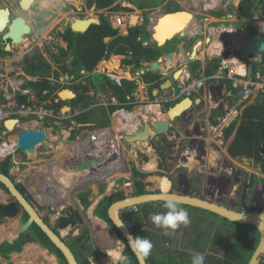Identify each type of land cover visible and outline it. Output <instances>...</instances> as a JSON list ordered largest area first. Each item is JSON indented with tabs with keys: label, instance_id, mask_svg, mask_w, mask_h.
I'll use <instances>...</instances> for the list:
<instances>
[{
	"label": "rangeland",
	"instance_id": "1",
	"mask_svg": "<svg viewBox=\"0 0 264 264\" xmlns=\"http://www.w3.org/2000/svg\"><path fill=\"white\" fill-rule=\"evenodd\" d=\"M77 1V3L75 2ZM35 0L34 4L31 6V8L28 11H20L17 6V0H2L0 2V8H6L9 9L14 17H21L24 19V21L27 23V25L31 29V33L27 36V38L23 39V43L20 45H17L12 48V52H10L7 56H2L4 59V62H0V98H4V96L12 95L14 93V90L16 94H20L17 89H24L23 87L28 82H35L37 81V78H29L25 76L21 69L22 60L25 56L28 54H34L33 57H35L37 54L44 57L49 63H51L52 66H55L52 60V55H57L60 48L66 49V44L62 42V40L59 37V34H62L66 27H68L69 21L71 23L75 22L74 20H79L81 18H90L95 17L99 18V14H101V11L95 12L96 10L91 8H86V0ZM241 0H118L115 5H119L120 9L118 10V14L116 15H124V13H132L137 12V14L142 12V17L148 19L153 18L155 19V16H160V14H166L167 12L178 10L179 11H186L190 12L193 15V20L195 22L194 27H197L198 25L199 29L198 32H201V34H198L196 39H192L188 41L186 38H179L175 37L173 40H176L175 43H172L171 50L174 48V46L180 44L186 49L188 47L193 48V46L196 44L197 41H202V46L204 49L209 50V45H212L215 41L218 42L221 45V49L219 53L212 54L214 56L217 55V58H221L226 56L227 60L228 58H232L237 60L239 63H241L243 66V69L249 70L248 63L252 61V58H259L260 54H256L253 56H250L249 58H243L239 52L238 47L243 42H245L248 39V30L252 29L256 33H260L264 35V31L260 30L263 24H264V5L261 6L257 13L255 14L254 18L248 21L242 20L240 17H238V11L237 7ZM140 10V12H139ZM139 12V13H138ZM43 21L46 23L45 27L41 30L38 29V24L40 21ZM72 20V21H71ZM190 29V28H189ZM227 31L232 32V38L228 36ZM213 36V37H212ZM210 40L211 42L206 43L205 40ZM171 40V41H173ZM170 41V42H171ZM182 43V44H181ZM211 43V44H210ZM237 45V46H236ZM170 46H167V49L169 50ZM183 49V48H182ZM174 50V49H173ZM201 50V49H200ZM202 51V50H201ZM202 53V52H201ZM200 55V54H199ZM114 57H110L107 61H102L98 64V68L96 67L95 70L104 71L106 70V73H99L100 75H104L109 80H116L114 78H111L110 75L116 76L117 78L128 80L135 83L136 89L134 91V98L138 103L135 104V107L131 112H128L130 114H133L134 112H140V105L145 106V104H140L139 97L142 95V91H144V88L142 87L143 84L137 77V73L139 71H135L131 69V67H123L120 64V60H122V57L117 56V60H119L118 69L115 71H109L107 64L113 59ZM216 58V57H215ZM71 59L69 58L67 60V64L70 65ZM228 66L230 64V60L226 63ZM56 67V66H55ZM234 71L236 72V69L232 67ZM103 69V70H102ZM119 72L121 75H119ZM245 72V71H244ZM95 73V71H94ZM238 73V72H236ZM24 74V75H23ZM90 75L85 72H79L75 75L73 82H68L66 80H63L64 83H67L62 86H69V88L72 89L73 94L76 96L78 94L76 91L77 88H88L87 95L92 100L91 108L90 110H85L86 114L88 115V118L90 122H94L95 120L98 121L96 123L88 124V129H77L79 126L77 124L73 123L72 126L74 127V131L72 133L69 126H65L64 122L66 120H56V125L53 121H44V125L39 124L40 127H44L49 129V137L50 140L47 142V144L40 145L36 148L35 153L33 155H27L23 153L22 151H16L15 149V143H16V137L19 132V130H25L28 129V125L24 122L20 123L18 127L14 128L11 132L6 133L5 135H2L3 130H0V146L2 144H6L11 149H9L10 153H13L10 155V157L14 158V160L17 164H12V169L10 168V179L14 181L16 185H21V181H32L37 179L30 178V176L38 175L41 179L45 182H50V187H55L59 189V179L65 177L64 174L59 173L60 171L66 170L64 164L62 165V168H59L57 164L55 165V161H51L50 157H53L54 154H47L44 159L40 160L42 157L39 155L41 152L47 151L49 148V151L52 146H56L57 143L58 147L61 148V153H63L64 149L68 150L70 149L68 145L79 143L82 141L86 136H89L94 130L97 129L96 124H101V121H108L110 122L109 127H113V119L114 114L117 112L115 111L112 114H109L106 110L109 108L110 105L117 106L118 103L115 98H113L111 92L107 89L106 84H103L102 78L100 75ZM240 74V73H239ZM250 77L252 78L256 77V75H259L261 79L264 76V69L263 72H257L254 77L250 71ZM172 76L169 75L168 77ZM35 79V80H34ZM170 79V78H169ZM182 79V76H180V80ZM190 78L189 80H191ZM135 80L140 81L139 83H136ZM196 80V79H192ZM264 81V79H262ZM261 80V81H262ZM197 81V80H196ZM53 82V79L50 81ZM54 83V82H53ZM52 83V84H53ZM180 83V81H174V86L177 87V85ZM210 83H213L216 85V83H221L220 81L217 82L215 80L213 81H206L204 82V88L200 90L198 93L199 96H204V89H205V104L210 105L214 108H216L213 103L215 100H212L213 95H209L208 87ZM223 83V82H222ZM141 85V86H140ZM232 85V83H231ZM94 86V87H91ZM13 88V89H12ZM139 89V90H138ZM147 92H149V89L146 87ZM226 89V88H225ZM30 90V89H28ZM224 90V89H223ZM61 91H59L60 93ZM256 92V91H254ZM76 93V94H75ZM227 89L220 94L219 89L217 88L214 94V98L217 99V95L222 96V102L219 100L218 102H221L218 106H222V112L225 114L229 113L231 109H233V105L238 103V100L241 99H229L227 97ZM162 95V96H161ZM33 97L31 100H33V104H41L40 99H38L34 93L32 95ZM74 96V98H75ZM161 98L157 97L156 99H153L152 101H147L148 103H152V105H155L156 102H160V100H163L164 96L163 93L160 94ZM73 98V99H74ZM257 97H249L248 100H245L238 108L237 110L240 111L243 109V107L246 104H249L253 102ZM259 98V97H258ZM72 99V100H73ZM71 100V101H72ZM237 100V101H236ZM49 101V100H47ZM202 102V101H201ZM46 104L47 102L44 101ZM203 106V103H201ZM151 105V104H147ZM161 108V109H160ZM160 113L162 115H166V108L165 106L160 105ZM218 108L214 109L215 111L218 110ZM165 109V110H164ZM139 110V111H138ZM121 111V110H118ZM214 111V112H215ZM88 112V113H87ZM126 112V111H124ZM54 116H58L59 111H54ZM62 113V112H61ZM76 113H78L76 111ZM238 116L240 112L237 113ZM82 115V114H81ZM79 115V116H81ZM203 115V114H202ZM225 116V115H224ZM139 118V117H138ZM71 120V119H70ZM74 122V121H73ZM216 123L219 125L220 122L216 120ZM55 126V127H54ZM214 126L212 130L214 131ZM114 128V127H113ZM139 128V127H138ZM119 131L116 132L118 134ZM217 133L214 132L213 136H216L214 139L215 146L224 147L225 145H228V143H225L221 138H218ZM1 136H5L4 138H1ZM14 136V137H12ZM52 136V137H51ZM121 136H123V132H121ZM58 137V138H56ZM53 138V139H52ZM122 140H120L121 142ZM15 142V143H13ZM149 146L153 150L152 153H150V156L144 155L145 153H142L143 151L140 150L138 147L131 146L132 144H123L125 147V150L123 151V160L128 161V164L131 165L130 172L131 175L127 177V175H123L120 177L118 181H116V184H114L113 191L110 193L116 194L121 193L124 195V197L129 196V190H132L133 192V179H132V171L136 170L141 174L143 177L148 178L149 176H154L158 179V181L161 180L162 184L167 185L170 183L171 189L167 193L172 194H178L177 190L179 189H185L187 185L190 183V187L188 188L187 192H189L190 195L196 198H201V200H209L213 201L216 204L228 207L232 210H235L237 212H253V211H261L264 212V175L259 172V169L257 166H255L251 162H242L239 163L237 161L235 162H227V158L221 156L219 160H215L212 162L213 167L210 166L209 160L207 162H203L200 164L195 165L193 169H191L193 173L192 176L187 174V169H176L175 171L181 172L180 174H170L172 170L168 168V164L166 162V158L170 155L167 153L164 149H161L160 141L155 142L149 141ZM11 143V144H10ZM172 143V142H171ZM169 144V143H168ZM60 145V146H59ZM187 145L189 147L195 146L197 149H200L199 143H194L192 140L187 141ZM63 147V148H62ZM65 147V148H64ZM94 145H91L90 148L94 149ZM92 150V151H93ZM6 152V151H5ZM1 154V153H0ZM200 153H198L199 155ZM156 155L155 159L158 163V166L151 167L150 165H143L146 162H153V158ZM197 156V153L195 154ZM134 157V161H132V158ZM226 158V159H225ZM153 159V160H151ZM179 158L176 159V161ZM213 159V158H212ZM66 160V159H64ZM2 160L0 159V162ZM220 162V164H219ZM67 164V162H65ZM167 163V164H166ZM178 163V162H177ZM127 165V164H126ZM136 165L138 167H136ZM143 168L145 169H142ZM150 166V167H149ZM148 168L154 169L153 172L149 174H145L142 171L147 170ZM62 169V170H61ZM70 169H72V166H70ZM121 171V170H120ZM190 173V172H189ZM198 174V175H197ZM62 175V176H61ZM142 176H139V178L136 180L141 179ZM114 177H117L116 174H112L110 177L106 178L105 180H101L98 183L93 182L92 186L93 189L102 183V181L109 182L110 179H114ZM144 179V180H145ZM191 179L190 182L187 180ZM143 180V183L145 182ZM172 180V181H171ZM26 184V183H24ZM125 184H130V187H124ZM30 186L28 187L29 190H26L27 193L30 194L32 192V196H30L29 202L33 204L35 210L39 213V216L44 217L46 219V223H48L52 228H54L57 231V234L63 238V241L65 243H72V241L75 239L76 234H79L80 230H84L82 241L77 244L74 247V252L76 254L77 259H83L87 258L88 263L92 259L99 260V264H117V261L106 259V252H103L102 244L98 246V250L101 251L98 253L97 256H95L93 248L90 245V236L88 233V230L91 231L90 226L88 225L86 227H81V223L77 225L76 227H67L65 229H59L56 226V221L61 216L67 214L70 210L74 209V206L78 208V202L77 199L75 200V197H73V193L70 192V195L68 196L66 202H62L60 198L63 197L62 194H67L69 190H67V186L61 185V187H64V190L59 193V195L56 196H49L50 194L45 195V198L43 199L44 202H41V197L38 200L39 197L38 194L41 192V185L39 182V179L35 180L34 183H30ZM145 185V191H147V187L151 186L150 184ZM100 186V185H99ZM92 189V190H93ZM52 190H47V192ZM234 192V193H233ZM2 193V192H1ZM0 193V203H7L11 202L12 199L8 195H1ZM184 193V192H183ZM182 193V194H183ZM230 193H232L230 195ZM82 195V194H81ZM108 195V196H110ZM180 195V194H179ZM80 196V195H79ZM86 196V200L89 202L90 206L95 204L93 203V200L95 199V195L90 198L89 194H84ZM98 196V195H96ZM107 196V197H108ZM33 197V198H32ZM58 198V201L56 199ZM38 200V201H37ZM48 200L50 202H48ZM91 200V201H89ZM39 206H38V205ZM56 204H61L62 206L58 208ZM160 204V203H159ZM164 204V203H163ZM89 206V207H90ZM80 209V208H79ZM81 210V209H80ZM130 212L129 210L123 211L121 213V217L126 220L127 216H130L128 214ZM84 214V212H81ZM137 214H132L137 216ZM47 215V216H46ZM46 216V217H45ZM85 216V215H83ZM20 218L21 215L17 216L13 220H9L6 224L0 226L2 231L5 232H12V230L17 228L20 225ZM129 221V220H126ZM218 228L219 230L215 233V240L212 242V247H206L203 252H201L205 256V264H239V253L237 252V241L235 242H228L224 244V241L227 239V233L229 229H233V227H230L227 223L223 221V219H218ZM93 228V226H92ZM160 230V229H159ZM165 230V229H163ZM113 237L117 243L115 246L116 251L119 253V247L122 248L121 241L118 239L116 233L112 231ZM159 235H162V232H159ZM3 238L2 236H0ZM94 237V235H93ZM95 238V237H94ZM92 241L95 243L94 239L92 238ZM162 239V238H161ZM29 240V239H28ZM163 240V239H162ZM2 242L5 240L2 239ZM0 241V242H1ZM98 242V241H97ZM96 242V243H97ZM32 243V242H30ZM86 244L88 245L90 252H87L86 250ZM92 244V242H91ZM236 245V247H235ZM172 247L169 245L167 247V251H170ZM124 250V249H123ZM23 253L22 250L17 253L19 254V257L12 260L11 254L8 258H2L0 257L1 264H29L28 258L21 257ZM73 253V252H72ZM170 253V252H169ZM172 254L174 256H177V259H181V256L187 259L179 250L177 253L176 251H172ZM165 255V252L162 250H159L154 253L155 257H162ZM55 257V256H54ZM176 259V258H175ZM176 259L177 263L179 261ZM56 264H58V261L55 257ZM191 260V259H190ZM31 264H48L44 258L41 256L32 259ZM97 264V263H92ZM264 264V257L261 259V263Z\"/></svg>",
	"mask_w": 264,
	"mask_h": 264
},
{
	"label": "trees",
	"instance_id": "2",
	"mask_svg": "<svg viewBox=\"0 0 264 264\" xmlns=\"http://www.w3.org/2000/svg\"><path fill=\"white\" fill-rule=\"evenodd\" d=\"M75 1V0H73ZM118 0H86V8H95L96 12L108 11L110 13L118 12L120 6L115 5ZM77 3V1H75ZM264 5V0H241L238 4L237 11L238 17L244 21L254 18L258 9ZM175 10L174 12H177ZM46 23L42 20L38 24V29L41 30L45 27ZM148 20L144 18L141 26L130 29L128 35L125 37L118 36L117 31L113 30L108 20L99 14V24L92 25L85 33H74L69 28L59 34L60 39L66 44V49H58L57 55H52V60L58 71H53L51 63H49L44 57L37 54H28L22 60L21 69L23 73L28 77H39V81L28 82L23 88L32 90L34 95L41 100V102H47L45 108L59 111L64 105L70 107V119L64 122L65 126H72L73 123L79 126L77 129H84L85 125L96 123L98 121L90 122L85 110L93 108V104L89 96L86 94L88 88H77L75 98L67 103L59 101L55 103L57 98V92L61 88L58 83L60 75L72 76L73 79L79 72H85L89 75H98L99 73H106V70H95L98 68V64L102 61H107L110 57L114 58L107 64L109 71H115L118 69L117 56L122 57L120 64L123 67H131V69L138 71L143 69V64L152 63L159 60L167 51L171 52V45L176 40L166 43L164 46L159 47L155 43L144 45L149 38L147 32ZM256 32L252 29L248 30V38ZM177 44V43H176ZM169 47V50L167 49ZM175 47V46H174ZM227 55L221 58H214L205 61L204 78L211 77L219 68L220 63ZM71 59L70 65L67 64V60ZM250 59V58H249ZM249 71H251L253 77L257 72L262 73L264 69V51L260 54L259 58H252V61L248 63ZM200 64L195 62L191 64V68L198 69ZM103 70V69H102ZM95 71V73H94ZM100 75V74H99ZM103 84L107 86V89L111 92L113 98L116 99L118 105H110L106 110L109 114L118 110H124L131 112L135 107L134 91L136 89L135 83L128 80H120V83L107 79L106 76L100 75ZM49 78L57 79V83L50 82ZM76 78V77H75ZM140 80L143 84L147 85L149 89L148 95L150 101L154 98L151 95V91L154 88H158L163 79L159 72L147 71L140 76ZM53 83V84H52ZM227 91L230 93L229 99H239L240 91L233 89L230 81H223ZM94 87V86H91ZM72 91L71 88L67 87ZM236 100V101H237ZM18 103H26V98L17 95ZM165 108L172 107V104L168 103L164 105ZM87 110V111H88ZM77 111L78 113L74 114ZM88 113V112H87ZM82 114V115H81ZM222 106L215 111L214 115L223 116ZM81 115V116H79ZM74 121V122H73ZM214 123V122H213ZM215 124V123H214ZM98 128H104L109 125L108 119L101 121V124H96ZM72 133L74 127H71ZM223 137L225 143L228 142L227 153L231 159L242 163L244 161L251 162L258 167L259 172L264 175V98H256L253 102L245 105L241 111L239 119L231 124L228 128L223 130ZM12 167L9 157L0 163V173L9 176V169ZM133 179V196H141L147 194L145 191V185L143 177L136 170L132 171ZM142 176L141 179H138ZM0 188L5 191L6 189L0 184ZM18 191L30 200V196L26 192L23 186L16 185ZM124 195L121 193L112 194L108 197L102 198L93 210V216L104 221L110 228L114 230L118 239L125 245L123 250V260L118 264H138L134 254L130 251L125 241L120 234L115 230L112 223L107 217V209L114 202L122 200ZM81 206L86 211L90 204L86 200L84 194L78 197ZM163 204V203H160ZM91 212V211H90ZM211 214V213H209ZM212 216L217 217L214 214ZM91 216V217H93ZM27 215L23 213L22 221L27 220ZM129 224L132 226L133 236L139 235L137 232V225L135 219L127 216ZM230 227L239 228L237 238V252L239 253V264H247L251 255L253 254L258 241L259 236L255 228L248 225H238L223 220ZM46 223V219H44ZM82 222L81 215L78 211L70 210L67 214L61 216L56 221V226L59 229H65L67 227H75ZM53 231L57 234V231L53 228ZM83 233L80 236L75 237L72 243H66L69 249L73 252L78 264H89L87 258L77 259L74 252V247L82 241ZM244 237H246L244 241ZM29 239V240H28ZM35 243L41 248L48 251L49 254L54 255L58 261V264H67L63 255L52 245L47 237L40 231V229L32 224L25 234L19 235L12 243L4 241L0 244V257L8 258L10 254L19 253L27 243ZM92 244L94 251L98 250V247ZM87 252H90L88 245L86 244ZM146 262L148 264H180L176 259L171 256H167L164 259L153 260L147 257Z\"/></svg>",
	"mask_w": 264,
	"mask_h": 264
},
{
	"label": "crops",
	"instance_id": "3",
	"mask_svg": "<svg viewBox=\"0 0 264 264\" xmlns=\"http://www.w3.org/2000/svg\"><path fill=\"white\" fill-rule=\"evenodd\" d=\"M163 15L164 14H160V16H163ZM154 20L152 19V21H154ZM191 24L192 25H191L190 29L187 31V33H185V37H183V38L188 39V41H190L192 39H196L198 34H201V32H198V30H200L198 25H196L197 27H194L195 22H193ZM230 32L231 31H227L228 36L230 38H232V32L231 33ZM218 44H219L218 42L215 43V41H214V43L210 46L209 50H206V49H204V47H202L201 48L202 51L199 50L197 52L194 60H191V58H190V60L186 64H183V60H184V58H187L188 56H190V53L192 52L193 48L188 47L186 49L182 45L176 44V46L173 48L174 49L173 51H171V52L167 51L163 55V57L161 58V63L159 65V68L155 72H159L161 74L162 78L165 80H171L173 75L177 72L179 73L180 76L184 75V77H185L186 75H188L192 79L203 80V79H205L204 74H203L204 73V67H205V61L214 59L215 57L217 58V55L214 56L212 54L219 53V51L221 49V45L220 44L218 45ZM243 44H241L240 46L236 45L238 47L237 49L242 47ZM201 46L202 45L200 44L197 47L199 48ZM168 53H171L173 55L171 60H165L164 59L165 55ZM210 53H212V54H210ZM230 60H231L230 61L231 64L235 65L236 63H238L241 66H243L241 63H239L235 59L231 58ZM195 62H198L200 64V67L198 69L191 68V64H193ZM146 65L147 64H143V66H146ZM244 71H245V69H243V67H242V71H240L238 69L236 70V72H238L237 74L239 76H242L244 74ZM171 74H172V76L168 77ZM119 75H121L120 72H119ZM180 76L179 77L177 76V78H180ZM208 85H210L208 87V90L210 89L209 95H211V96L213 95V97H214V94H215V91L217 88L219 89L220 94L226 90L225 89L226 86L222 82L216 83V85H214L213 83H210ZM142 87L144 88V91H142V95L139 97V99H140V104H145V106L140 105V109H139L140 112H134L133 114H131L132 115L131 117H130V114L127 112L117 111L116 113L120 114V116L118 117L120 120V123L119 124L115 123V120H114L115 116H114L113 125L116 127L111 128V129H107L106 131L103 132L104 133L103 136H108L104 145L97 143L94 145L95 150H93L90 148V146L93 144L89 141V137L86 136V138H84L79 143H74V144L68 145V147L70 149L69 150H68V148L64 149L63 153H61V154H59L61 152L60 151L61 148L58 147L59 143H57L56 146L51 145L50 151L48 148L47 151L41 152L39 154L42 157L40 159L41 161L45 160L44 157L47 154H54L53 157H50L51 158L50 160L57 162V163H55V165L57 164V166L59 168H62V165L64 164L66 170L60 171L59 173L64 174L65 177L59 179L60 180L59 181V184H60L59 189H57L55 187L51 188L49 186L50 182H45L43 180V178L41 177V179H40V177L38 175L30 176V178H32V179H35V177L37 179H39V182L41 185V192H40V194H38L39 197L37 199L39 200L41 197V199H42L41 202H44L43 199L45 198V195H47V194H50L49 196L53 195V196L57 197L59 195V193L64 190V187L63 186L61 187V185H64L65 187L67 186V190H69V191L66 195L62 194L63 197H62L61 201L62 202L68 201L67 198L70 195V192L73 193L72 194L73 197H75V200L77 199V202H78V208L74 206L73 210L78 211V213L81 215L82 222H81V226L79 225L80 228L81 227L87 228L88 225L90 226L91 231L88 230V233H89L90 240H91L92 244H95L97 242L95 240V238L93 237L95 229L92 228V221L94 220V218H95V220L99 221L103 226L105 225L104 227L108 228L109 231L111 230L110 233H112V231H113L104 221L93 216V210H94L95 206L98 204V202L102 198L107 197L108 195H110V193H112L114 184H116V181H118L120 179V177H122L125 174L127 175V177L129 175H131V172H130L131 165L128 164L127 160H126V162H125V160H123V157L125 158V156L123 155V151L125 150V147L123 144H126V142L124 140L125 134H129L131 132H136L138 130L140 131L145 126H151L152 122H154L155 120H166V116H164L160 113V109H161L160 106L152 105V104L147 105V104H149L147 101H150V98H149L147 89H145L146 86L143 85ZM153 90L154 89H152V91H151V95L153 97H155V95H157V94L153 95V93H154ZM220 94L217 95L218 96L217 99L216 98L213 99V97H210V98H212V100H215V102L213 104L216 105L215 106L216 108H218L219 104L222 102V99H223V98L221 99L222 96H219ZM203 95H204L203 97L202 96H199V98L196 97V99L194 100V102L192 104V107L190 109H188L186 112H184L181 116L174 119L173 121L168 122L169 129L167 132H164L162 135H156L155 132H153L152 130H149V138L146 142H135L131 146H133V147L135 146V147L140 148V150L143 151L142 153H145L144 154L145 156L146 155L150 156V153H152L153 150L149 146V143H150L149 141H153V140L155 142L160 141L161 149H164L167 153L170 154L166 158V162L169 163L168 168L171 167L170 170H172V172L170 174H172V175L180 174L181 172H178L175 170L182 168L184 170L187 169L188 170L187 174L192 176L193 174H191V173H193V172H191L192 171L191 169H193L195 167V165L198 164V162L200 164H202L203 162H207V160H209L210 166H212L211 168H214L212 162L215 160L218 161L219 158H221V156H223V153H224V157L227 158V162H229V161L235 162L233 159H231L229 157V155L227 153V146L228 145H225L224 147H219V146H215V144H214V139L216 138V136H213L214 132H213L212 128H213V125H214L216 118H217V115H214V113H215L214 109H216V108L212 107L210 105V103H209V105L205 104L206 103L204 100L206 98L205 89H204ZM227 97L230 98L229 92L227 93ZM219 100H221V102H218ZM203 101H204V105L201 106L202 105L201 103H203ZM135 102L138 103L136 101V99H135ZM178 104H180V102ZM158 108H160V109H158ZM130 118H132V120H130ZM128 120H129V123L126 124V122H128ZM132 121L134 122L135 125L131 126L130 124H132ZM117 130H119L118 134H116ZM121 132H123V136H121ZM216 135L218 137V134H216ZM121 137H122V141L120 142ZM56 138H58V137H56ZM49 140H50V138H49ZM188 140L189 141L192 140L194 143H199L200 149H197L195 146L189 147L187 145ZM108 144L109 145L110 144L116 145V149H114V152L117 154V156H116V154L111 155L112 152L108 151L109 154L111 155L110 160L112 163H114V165L112 166V163H110L109 168H107V173L110 176L112 174H116L117 177H114V179H110L109 182L102 181V183L99 184L100 186L98 185L93 189V186H92L93 182L98 183L99 181L106 179L105 175H98V174H103V172L105 171V168H103V167L99 168L100 171L98 172V174H95L94 172L96 170L94 172H92L91 165H89V164L91 163L93 158H97L98 155H102V154H105L107 152L106 151V145H108ZM5 151L9 152V149H5ZM196 153H197V156L195 155ZM198 153H200V154L198 155ZM116 157H118V158H116ZM155 157H156V155L153 158L154 160L151 159V160H153V162H151V161H150V163L146 162L143 165H145V166L150 165L151 167H155V166L157 167L158 163H157ZM177 158H179V159L176 161ZM64 159H66V160H64ZM132 161H134V157L132 158ZM65 162H67V164ZM219 164H220V162H219ZM70 166H72V169H70ZM136 167H138V166L136 165ZM142 169H145V168H143V166H142ZM153 170L148 168L147 170H143L142 172L145 174H149V173L153 172ZM37 179H35V180H37ZM35 180L26 181V182L21 181V185H23L26 188V190H29L28 189V187L30 186L29 184L31 182L34 183ZM190 180L191 179H188L187 181L190 182ZM144 181H145L144 183L151 185V186L147 187L148 193H158V192L167 193L171 189L170 183L165 185L164 188L161 187L162 182L158 181V179L154 176H149ZM24 183H26V184H24ZM189 187H190V183L187 185V187L185 189L181 188V189L177 190L178 194L185 195V196L190 195L189 192H187ZM47 190H52V191L47 192ZM85 193L89 194L90 198H92L95 195V199L93 200V203H95V204L91 205L86 211H84V208L81 206L80 201L78 199L79 195L85 194ZM31 194H32V192H30L29 195L32 196ZM231 194L232 193H230V195ZM96 195H98V196H96ZM198 199H201V198H198ZM45 200H47V198H45ZM89 201H91V200H89ZM205 201H209V200H205ZM48 202H50V201L48 200ZM163 205L164 204H159V203H147V204H144L138 208L139 214L137 216L131 215V217L135 219L134 223H136V225L138 227L137 232L140 236L146 237L147 239H149L152 242L153 248L151 251V255L149 257L152 258L153 260L164 259L167 256H171V257H174L177 259V256H174L172 254V251H174V252L176 251L178 253L180 250V252L187 259H185L184 257L181 256L180 260L177 259L179 261V263L180 264H191L190 259H191L193 254L203 252V250L206 247H208V248L212 247V245H213L212 242L215 240V233L217 230H219L218 219H220V218L212 216L208 212L200 210V209H196V208H192V207H188V206H182L185 209H187L189 212V223H188V225H186V226L181 225L174 233H172L170 235H165L164 234L165 230H163L162 228L156 227L150 219L151 215H153V214L164 213L167 211V209L164 208ZM56 206L58 208H60L62 205L56 204ZM81 212H84V214ZM83 215H85V216H83ZM91 216H93V217H91ZM71 228H73V227H71ZM16 229L14 228L11 233L10 232L8 233L5 231H2V229L0 228V236L3 237V238L0 237V241L2 239L7 240V241H11L16 235ZM232 231H233L232 228L229 229V231L227 233V239L224 241V244L228 243L229 241L230 242L235 241V238H234L235 236L233 237ZM159 232H162V235H159ZM82 233H84V230H80L79 234H76V235L80 236ZM91 235H92V238L94 239V241H96L95 243L92 241ZM110 235H112V237H113V233ZM77 236H75V237H77ZM113 239H114V237H113ZM114 241H115V239H114ZM1 242H0V244H1ZM91 242H90V245L92 247ZM99 243H100V241H98L95 246L98 247L100 245ZM116 245H117V243L115 244V246ZM169 245L172 247V249L170 251H167V247ZM29 246H30V248H29ZM115 246H114V249H118V248H115ZM235 247H236V245H235ZM26 249H28V250L26 251ZM100 249L96 250V251H94V249H93L95 256H97L98 253L101 251ZM123 249H124L123 247L122 248L119 247V259L114 260V261L120 262L123 260V258H124L123 257ZM159 250H162L165 252V255L160 257V258L154 256V253L159 251ZM103 252H104V250H103ZM11 256H12V260H13V259L19 257V254L13 253V254H11ZM39 256L44 258V260L48 264H56L55 257L53 255H50L49 253H47V251L45 249L41 248L39 245H37L35 243H27L23 247V253H22L21 257L28 258L27 262L29 264H31L30 262L32 259H35ZM51 260H53V261H51ZM93 262L99 264V260H97L95 258L90 261V264H92ZM0 264H1V261H0Z\"/></svg>",
	"mask_w": 264,
	"mask_h": 264
},
{
	"label": "water",
	"instance_id": "4",
	"mask_svg": "<svg viewBox=\"0 0 264 264\" xmlns=\"http://www.w3.org/2000/svg\"><path fill=\"white\" fill-rule=\"evenodd\" d=\"M35 0H20L19 6L22 11H28ZM93 9H95L93 7ZM187 14V12H183ZM176 15V14H175ZM164 17L157 20L155 26L152 27V34L151 40L155 42L158 46H163L166 42L171 41L173 38L179 36L182 38L184 34L177 33L173 35L170 39H165L161 45L158 44L160 40L163 39L164 36H167V29L170 31L172 30L173 26L166 24V28L164 33L158 31L161 27L164 29V24L160 25V21L167 22L169 19L165 20V17L174 16L172 14H165ZM193 17V16H192ZM9 23L8 18V11L0 10V34L7 28ZM99 21L94 18H87L84 20H76L74 23L71 24V30L74 33H85L90 26L98 25ZM157 29V32H156ZM31 33L30 27L26 24V22L22 18H16L10 22L7 32L3 35L2 39L4 42L10 40L13 44H20L23 40V37L28 36ZM159 34V41H157L156 36ZM208 42V40H207ZM201 42H197L192 49L190 54L191 60L194 59L198 45ZM6 52L10 50L9 44H6L5 49ZM264 51V35L260 33H256L249 37L243 44V46L239 49V53L242 57L247 58L248 56H253L256 54H260ZM173 55L171 53L166 54L165 60H171ZM189 61L188 58L183 60V64H186ZM161 63V59L157 62H153L149 65V71L155 72ZM144 71H141L140 74H143ZM179 73H175L173 75V80H177V76ZM64 80L68 81V77L65 76ZM172 83L170 81H165L159 88L154 89L153 95L157 94L159 90H168L171 87ZM58 100L65 102L68 100H72L74 98L73 92L70 90H62L58 93ZM195 100V96H191L183 101H188L189 106L182 110L179 115L173 116L176 107L179 104L175 105L174 107L170 108L166 112V120H155L152 122L151 126H145L142 130L133 132V134H128L125 136V142L128 144H133L135 142H146L149 138V130L155 132L156 135H162L164 132H167L169 129L168 122L173 121L174 119L181 116L184 112L192 107L193 101ZM182 101V102H183ZM181 102V103H182ZM180 103V104H181ZM68 107H63L61 109L62 114L69 112ZM172 113V114H171ZM14 123L13 121H8L4 124L5 128L8 131H12L13 127L9 129L8 124ZM46 132L45 130H19L17 137H16V144L15 147L18 150L24 151L27 155H33L35 146L38 144H43L46 142ZM99 163L100 160L98 161ZM98 162H92L93 167H97L99 165ZM91 165V164H89ZM88 165V166H89ZM0 184L6 189L7 195L12 199L11 202L7 203H0V226L6 224L9 220H13L20 213L24 212L28 219L26 222L20 224L16 229V235L11 240L8 241L11 243L16 237L19 235L24 234L30 228L32 224H35L40 231L47 237V239L52 243V245L63 255L64 259L66 260L67 264H78L75 256L73 255L72 251L63 241V238L56 234L52 228L44 222V220L39 216L37 211L35 210L33 204L26 200L25 196H22L21 193L17 190L16 184L7 176L0 173ZM176 200L180 201V206H188L196 209H200L206 211L208 213L214 214L217 217L227 220L230 223L238 224V225H248L256 229L259 241L258 244L251 255L247 264H260L261 259L264 257V212L253 211V212H237L232 210L228 207L216 204L212 201H205L201 200L192 196H185L179 194H172V193H147L141 196H130L125 197L122 200L114 202L110 207L107 209V217L112 223L115 230L120 234L122 239L125 241L126 245L128 246V235H132V230L127 225V222L121 217V213L129 208L135 206H142L147 203H165L167 200ZM123 222V226H119ZM112 229V228H111ZM113 230V229H112ZM114 231V230H113ZM125 247V245H123ZM128 248L134 254L138 264H148L145 258L141 257L138 253H135L129 246Z\"/></svg>",
	"mask_w": 264,
	"mask_h": 264
},
{
	"label": "built area",
	"instance_id": "5",
	"mask_svg": "<svg viewBox=\"0 0 264 264\" xmlns=\"http://www.w3.org/2000/svg\"><path fill=\"white\" fill-rule=\"evenodd\" d=\"M139 13V12H138ZM118 13L113 14H104V16L108 19L113 29L118 31V35L126 36L128 30L138 26L142 22L141 13L137 14V12L132 13H124V15H116ZM227 62L223 61L216 72L209 78L203 80H189V76L186 75L185 78H182L177 87H173L171 89L170 98L163 100L166 102L168 100H180L182 98H189L193 94L198 95L200 90L204 88V82L206 81H217L223 82L225 80L230 81L232 83V88L240 90V98L238 103L233 105V109L229 111L227 114H223L217 121L220 124L216 125L214 130L217 131L218 138L222 139V130L228 128L233 122L239 119L241 115V111H238L237 108L245 101L248 100L249 97H261L264 98V81L261 79L259 75L252 78L250 77V71L245 70L242 76H239L232 67L226 64ZM111 78L116 79L115 82L119 84L120 78L116 76L110 75ZM262 80V81H261ZM13 89V88H12ZM18 91V90H17ZM256 91V92H254ZM20 94H16L15 90L12 95L4 96L3 99L0 100V130H3L2 135L7 133L4 124L13 119H24L28 120V124L31 127H37L39 124H43L44 121H53L56 125V120H64L66 117L58 113V116H54V111L48 108H45V104H33V100L27 99L26 103H18L17 95L25 97L28 95V92L23 90L18 91ZM161 100V101H163ZM238 112H240L238 116ZM225 115V116H224ZM95 136H91V141H95ZM124 187H130V184H125ZM129 193L132 194V190H129ZM131 213H137L138 207H132L129 209Z\"/></svg>",
	"mask_w": 264,
	"mask_h": 264
},
{
	"label": "clouds",
	"instance_id": "6",
	"mask_svg": "<svg viewBox=\"0 0 264 264\" xmlns=\"http://www.w3.org/2000/svg\"><path fill=\"white\" fill-rule=\"evenodd\" d=\"M175 11V10H174ZM174 11H170V12H167L166 14H173L174 13ZM96 12V11H95ZM139 12H140V10H139ZM116 13V12H115ZM101 14L104 16V14H113V13H110V12H108V11H101ZM141 15H142V12H141ZM165 15V14H164ZM105 17V16H104ZM92 18H94V19H96V20H98L99 21V18H95V17H92ZM106 18V17H105ZM107 19V18H106ZM152 19L153 18H148L147 20H148V26H147V32H148V34H149V38H148V41L144 44V45H148V44H152V43H155V42H153L152 40H151V34H152V27L154 26H152ZM108 20V19H107ZM143 20H144V17H142V22H141V24L140 25H138V26H141L142 25V23H143ZM154 20V19H153ZM109 22V21H108ZM110 23V22H109ZM111 25V24H110ZM138 26H135V27H133V28H136V27H138ZM112 27V26H111ZM133 28H131V29H133ZM113 29V28H112ZM113 30H115V29H113ZM130 30V29H129ZM129 30H128V32H129ZM115 31H117V30H115ZM117 33H118V31H117ZM127 35H128V33H127ZM126 35V36H127ZM118 36H121V35H118ZM121 37H125V36H121ZM177 37H179V36H177ZM183 37H185V34H184V36ZM182 37V38H183ZM180 38V37H179ZM174 39V38H173ZM172 39V40H173ZM168 42H170V41H168ZM168 42H166V43H168ZM197 42H201V45H202V41H197ZM196 42V43H197ZM205 42L206 43H209L210 42V40L208 39V42H207V39L205 40ZM165 43V44H166ZM156 44V43H155ZM164 44V45H165ZM211 44V43H210ZM157 45V44H156ZM163 45V46H164ZM158 46V45H157ZM195 46V45H194ZM193 46V47H194ZM210 46L211 45H209V48H210ZM159 47H162V46H159ZM203 46H201V47H199L198 49H197V52L202 48ZM238 52H239V49H238ZM191 54V53H190ZM197 54V53H196ZM240 54V53H239ZM261 54V53H260ZM166 56V55H165ZM114 57V56H113ZM163 57V56H162ZM161 57V58H162ZM250 56H248V58H249ZM160 58V59H161ZM189 60H190V56H188L187 57ZM195 58V57H194ZM243 58H245V57H243ZM164 59H165V57H164ZM185 59V58H184ZM226 59V58H225ZM225 59H223L222 61H221V63L223 62V61H225V62H228L230 59H231V57L230 58H228L227 60H225ZM192 60H194V59H192ZM158 61V60H157ZM157 61H155V62H157ZM153 63V62H152ZM221 63H220V65H221ZM119 64V63H118ZM147 65L146 66H143V69H141V71H144V73L145 72H147V71H149V65L151 64V63H146ZM143 73V74H144ZM143 74H140V72L139 73H137V77H138V79L140 80V76L141 75H143ZM180 75H178V77H179ZM186 77V76H185ZM184 77V75L182 76V78H185ZM190 78V77H189ZM209 78V77H208ZM163 79V78H162ZM205 79H207V78H205ZM120 80H124V79H120ZM181 81L180 80V78H177V80H173V77H172V79L171 80H165V79H163V83L165 82V81H170L171 83H172V85H171V87L168 89V90H159V92L157 93V95H155V97H153L154 99H156L157 97H159V98H161V96L159 95V94H161V93H163V96H164V98H170V96H171V89L173 88V87H175L174 86V81ZM112 81H114V80H112ZM136 81V83H139L140 81H138V80H135ZM115 82V81H114ZM120 83V82H119ZM142 83V82H141ZM162 83V84H163ZM143 84V83H142ZM161 84V85H162ZM143 85H145V84H143ZM146 87H147V85H145ZM232 86V85H231ZM159 88V87H158ZM154 89H156V88H154ZM234 89V88H233ZM67 90V89H66ZM69 90V89H68ZM236 90H238V89H236ZM240 91V90H239ZM240 93V92H239ZM193 96V95H192ZM163 98V99H164ZM190 98V97H189ZM258 98V97H257ZM259 98H261V97H259ZM185 99H187V98H182V99H180V100H168V101H161L160 100V102H156V104L155 105H158V106H163L164 107V105L165 104H168V103H170V104H172V107H174L175 105H177L179 102L181 103V101H183V100H185ZM196 99V98H195ZM194 102V101H193ZM41 104H45L44 102L43 103H41ZM149 104H152V103H149ZM247 105V104H246ZM172 107H170V108H172ZM63 108V107H62ZM61 108V109H62ZM170 108H168V109H170ZM61 109H60V113H61ZM167 108H166V112H167V110H168ZM165 110V109H164ZM121 111H124V110H121ZM69 113H70V110H69V112H67V113H65V114H63L65 117H66V119H64V120H68V119H70V115H69ZM128 113V112H127ZM62 114V113H61ZM74 114H76V111L74 112ZM130 114V113H129ZM165 116V115H164ZM220 117H222V116H220ZM219 116H217V118H216V120H218L219 118H220ZM237 121V120H236ZM109 125H110V122H109ZM109 125L107 126V127H104V128H97V129H94V130H89V131H93L91 134H89V141L93 144V145H95V144H97V143H100V144H102V145H104L105 144V142H106V139H107V137L108 136H103V132L104 131H106L107 129H111V128H113V127H116V126H113V127H109ZM215 126L217 125V123H216V121H215V124H214ZM215 126H214V128H215ZM231 126V125H230ZM55 127V126H54ZM89 127L87 126V125H85V129H88ZM6 129V128H5ZM41 129H43V130H45V132H46V137H47V140H46V142H44L43 144H38V145H36L35 146V150H36V148L38 147V146H40V145H44V144H47V142L49 141V129H47V128H44V127H40V126H37V127H31V126H29V128L28 129H25V130H41ZM7 130V129H6ZM24 130V129H23ZM8 131V130H7ZM117 131H119V130H117ZM139 131V130H138ZM137 132V131H136ZM213 132H216L217 133V131H213ZM129 134H133V132H131V133H129ZM126 135H128V134H125V136ZM91 136H95V138H96V140L95 141H91ZM125 136H124V140H125ZM120 140H122V137L120 138ZM222 140L224 141V137H223V130H222ZM104 141V142H103ZM102 142V143H101ZM16 144V143H15ZM126 144H128V143H126ZM134 144V143H133ZM114 146H116V145H114ZM114 146H111V144L109 145H106V153L105 154H102V155H98L97 156V158H93L92 159V161H91V168H92V172H94L96 169H99V168H105L106 167V164H109V163H112L111 162V160H110V158H109V155H108V151H111L112 152V154L111 155H113V154H116L115 152H114V149H113V147ZM15 149H16V147H15ZM17 151H22V150H18V149H16ZM35 150H34V153H35ZM23 153H25L24 151H22ZM26 154V153H25ZM116 156H117V154H116ZM109 158V159H108ZM116 158H118V157H116ZM100 160V162L101 163H99L98 161ZM98 162L99 163V165L96 167H93V165H92V162ZM114 165V163H112V166ZM133 193V192H132ZM129 196H126V197H130V196H133V194H128ZM125 198V197H124ZM123 198V199H124ZM135 207H140V206H135ZM163 207L164 208H166L167 209V211L166 212H164V213H157V214H153V215H151V217H150V219H151V221H152V223L156 226V227H158V228H162V229H165V232H164V234L165 235H170V234H172V233H174L181 225H188V223H189V212H188V210L187 209H185L184 207H182V206H180V201L178 200V199H176V200H167V201H165V203H164V205H163ZM130 209V208H129ZM128 209V210H129ZM139 210V209H138ZM126 211V210H125ZM138 213V212H137ZM128 214L129 215H132V214H134V213H131V212H128ZM136 214V213H135ZM126 221V220H125ZM127 222V225L129 226V228L131 229V230H133V228H132V226L129 224V222L128 221H126ZM119 226H123V222L119 225ZM127 239H128V246L135 252V253H138L141 257H143V258H147V257H149L150 255H151V251H152V248H153V245H152V242L149 240V239H147L146 237H142V236H140V235H136V236H132V235H128V237H127ZM13 242V241H12ZM11 242V243H12ZM122 243V242H121ZM122 245H123V243H122ZM123 248H125L124 246H123ZM90 264V263H89ZM191 264H205V256L202 254V253H195V254H193L192 255V257H191Z\"/></svg>",
	"mask_w": 264,
	"mask_h": 264
},
{
	"label": "bare ground",
	"instance_id": "7",
	"mask_svg": "<svg viewBox=\"0 0 264 264\" xmlns=\"http://www.w3.org/2000/svg\"><path fill=\"white\" fill-rule=\"evenodd\" d=\"M0 10H2V9H0ZM183 12H186V11H179V12H174L172 15H174V16H171V17H165V20L166 19H169V21H167V22H163V21H160V25H162V24H164V29L161 27V29L159 28L158 29V31L159 32H161V33H164V30H165V28H166V24H169V25H172L173 26V28H172V30L170 31L169 29H167L166 31H167V36H164L163 37V39L162 40H160L159 41V34L156 36V39H157V41H159L158 42V44L159 45H161L162 43H163V41L165 40V39H170L173 35H175V34H177V33H182V34H185V33H187V31L189 30V28L191 27V23H193L194 22V20H193V15L190 13V12H187V14H185V13H183ZM176 14V15H175ZM164 16H156L155 17V20L154 21H152V26L154 25L155 26V23H156V21L157 20H159V19H161V18H163ZM27 24V23H26ZM261 27V30H263L264 31V24L262 25V26H260ZM156 32H157V29H156ZM231 33V32H230ZM23 41V40H22ZM21 41V42H22ZM20 42V43H21ZM244 43V42H243ZM242 43V44H243ZM219 45V44H218ZM241 48V47H240ZM239 48V49H240ZM231 61V60H230ZM229 66L230 67H234L236 70L238 69V70H240V71H242V66L240 65V64H238V63H236L235 65L234 64H229ZM240 66V67H239ZM243 73V72H242ZM189 106V103H188V101H184V102H182L181 104H179V106H177L176 107V109H175V111H173L172 113H174L173 114V116H171V117H174V116H176V115H179L180 113H181V111L182 110H184V109H186L187 107ZM171 113V114H172ZM120 116V114L119 113H116L115 114V123H117V124H119L120 123V120H119V117ZM116 124V125H117ZM126 124H128V122H126ZM13 125H14V123H10V124H8V127H9V129H11L12 127H13ZM131 126L132 125H135L134 123H132V124H130ZM12 137H14V136H12ZM104 142V141H103ZM13 143H15V142H13ZM11 144V143H10ZM111 146H114V145H111ZM0 148H1V150H2V156H0V158H3L6 154H7V152L5 153V149H6V147H5V144H2L1 146H0ZM113 149H116V146H114L113 147ZM1 152V151H0ZM5 153V154H4ZM108 155H109V158H110V154H109V152H108ZM108 158V159H109ZM78 165V164H77ZM109 166H110V163L109 164H106V167H105V171L103 172V174H98V172L100 171L99 169H96V171L94 172L95 174H98V175H105V178H107V177H109L110 175L107 173V168H109ZM82 168V167H81ZM68 175V174H67ZM161 181V180H160ZM79 182V181H78ZM161 187H165L164 186V184H161ZM162 188V189H163ZM60 199H62V198H60ZM56 201H58V198L56 199ZM102 227H101V226ZM92 226H93V229H95V231H94V237H95V240L96 241H100V244H102V248H103V250H104V252H106V259L108 258V259H110V260H117V259H119V253L116 251V249H114V246H115V242L116 241H114V239H113V237H112V235H110V234H112V233H110V231H109V229L108 228H106V227H104L99 221H97V220H95V218H94V220L92 221ZM102 229H101V228ZM29 248H30V246H29ZM28 249H26V251H27ZM42 253V252H41ZM51 261H53V260H51ZM54 263V262H53Z\"/></svg>",
	"mask_w": 264,
	"mask_h": 264
},
{
	"label": "flooded vegetation",
	"instance_id": "8",
	"mask_svg": "<svg viewBox=\"0 0 264 264\" xmlns=\"http://www.w3.org/2000/svg\"><path fill=\"white\" fill-rule=\"evenodd\" d=\"M2 0H0V2H1ZM19 2H20V0H17V6H18V8H19V10L20 11H22L21 10V8H20V6H19ZM34 4V3H33ZM0 9H2V10H5L6 8H0ZM7 11H8V18H9V23H8V25H7V28H8V26H9V24H10V22L11 21H13L14 19H16V18H18V17H14L13 16V14H12V12L9 10V9H6ZM22 12H24V11H22ZM89 18H90V16H88ZM19 18H21V17H19ZM84 19H87V17L86 18H84ZM83 18H81V19H79V20H84ZM24 20V19H23ZM72 21V20H71ZM74 21H76V20H74ZM69 26L68 27H66V28H69L70 30H71V22L69 21ZM7 28L0 34V62H4V59H2L4 56H7L10 52H12V48L13 47H15V46H17L16 44H13L10 40H8L7 42H4L3 41V39H2V37H3V35L7 32ZM72 31V30H71ZM73 32V31H72ZM24 38H27V36H25V37H23V39ZM24 41H22L20 44H22ZM63 42V41H62ZM6 44H9V46H10V50L8 51V52H6L4 49H5V46H6ZM20 44H18V45H20ZM65 44V43H64ZM66 46V45H65ZM3 56V57H2ZM52 68H53V71H58V69H57V67H55V66H52ZM139 72H141V70H138ZM59 72V71H58ZM82 73V72H81ZM24 75V74H23ZM60 75V78H59V80H58V83L61 85V88L59 89V91H62V90H68V88L67 87H69V86H62V85H64V84H66L67 85V83L68 82H73V77L72 76H67V75H61V74H59ZM26 76V75H25ZM65 76H67L68 77V81H67V83H64L63 82V80H64V78H65ZM28 77V76H27ZM29 78H37V81H39L40 80V78L39 77H29ZM53 79V82L54 83H57V79H55V78H49L48 80L49 81H51ZM35 80V79H34ZM18 91L20 90V89H17ZM23 90H25V91H27L28 92V95H26L25 96V98H26V101H27V99H30V98H32L33 96V92H32V90H28V88H24V89H22V91ZM59 91L57 92V95H58V93H59ZM71 91V90H70ZM72 92V91H71ZM56 95V96H57ZM193 96H195V98L196 97H198L197 95H195V94H193ZM21 97H23V96H21ZM1 99H3V98H0V100ZM55 101V103H58L60 100H58V96H57V98L54 100ZM69 101H71V100H68V101H65V103H67V102H69ZM47 102H49V101H47ZM62 102V101H61ZM63 107H68L69 109H70V107L69 106H67V105H64ZM52 110V109H51ZM54 111V110H53ZM132 115L130 114V117H131ZM130 120H132V118H130ZM11 121H13L14 122V125H13V129L14 128H16V127H18L19 126V124L20 123H22V122H24L25 124H27L28 125V127L30 126L29 124H28V120H24V119H13V120H11ZM128 123H129V120H128ZM132 123H134L133 121H132ZM42 125H44V123L42 124ZM8 132H11V131H7V133ZM5 136H7V135H5ZM5 136H1V138H4ZM0 142H1V139H0ZM5 147H6V149H10L11 147H9L8 145H5ZM0 156H2V150H1V148H0ZM17 151V150H16ZM6 153V152H5ZM4 153V154H5ZM11 154H13V153H10V152H7V154L3 157V158H0L2 161L1 162H3L6 158H8L9 157V159H10V163L11 164H17L14 160H12V159H14V158H12V157H10V155ZM0 162V163H1ZM11 169H12V167H10ZM7 177H11L10 176V169H9V176H7ZM13 181V180H12ZM14 182V181H13ZM16 186V185H15ZM18 190V189H17ZM2 192V193H1ZM0 193H1V195L3 194V196L4 195H7V193L5 192V191H3L1 188H0ZM22 195V194H21ZM22 196H24V195H22ZM26 198V197H25ZM27 200V199H26ZM23 213L24 212H22V213H20V215H21V218H20V224H22V223H24L23 221H22V217H23ZM38 213V212H37ZM39 214V213H38ZM47 216V215H46ZM45 216V217H46ZM28 217V216H27ZM43 220H44V217H41ZM28 219V218H27ZM27 221V220H26ZM25 221V222H26ZM48 224V223H47ZM49 225V224H48ZM50 226V225H49ZM51 227V226H50ZM52 228V227H51ZM238 229L239 228H233V231H232V235H233V237L235 238V242L237 241V238H236V235L239 233L238 232ZM52 230H53V228H52ZM26 233V232H25ZM24 233V234H25ZM18 237H16L14 240H16ZM245 239H246V237H244V241H245ZM13 240V241H14ZM5 241H7V240H5ZM8 242V241H7ZM2 243V242H1ZM97 244V243H96ZM237 248V247H236ZM47 253H48V251H47ZM51 255V254H50ZM54 256V255H53Z\"/></svg>",
	"mask_w": 264,
	"mask_h": 264
}]
</instances>
